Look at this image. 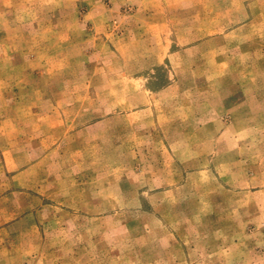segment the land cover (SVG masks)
<instances>
[{
    "label": "rangeland",
    "instance_id": "obj_1",
    "mask_svg": "<svg viewBox=\"0 0 264 264\" xmlns=\"http://www.w3.org/2000/svg\"><path fill=\"white\" fill-rule=\"evenodd\" d=\"M0 264H264V0H0Z\"/></svg>",
    "mask_w": 264,
    "mask_h": 264
}]
</instances>
